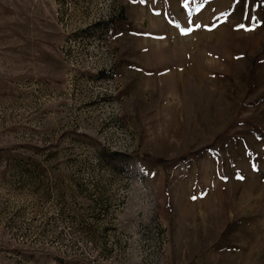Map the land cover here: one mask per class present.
I'll list each match as a JSON object with an SVG mask.
<instances>
[{"label":"rangeland","instance_id":"374dc122","mask_svg":"<svg viewBox=\"0 0 264 264\" xmlns=\"http://www.w3.org/2000/svg\"><path fill=\"white\" fill-rule=\"evenodd\" d=\"M0 264H264V0H0Z\"/></svg>","mask_w":264,"mask_h":264},{"label":"snow or ice","instance_id":"6c2138e0","mask_svg":"<svg viewBox=\"0 0 264 264\" xmlns=\"http://www.w3.org/2000/svg\"><path fill=\"white\" fill-rule=\"evenodd\" d=\"M193 199H195V197H193Z\"/></svg>","mask_w":264,"mask_h":264}]
</instances>
